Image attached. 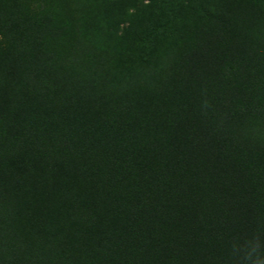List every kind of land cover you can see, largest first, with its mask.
Wrapping results in <instances>:
<instances>
[{
  "label": "trees",
  "instance_id": "trees-1",
  "mask_svg": "<svg viewBox=\"0 0 264 264\" xmlns=\"http://www.w3.org/2000/svg\"><path fill=\"white\" fill-rule=\"evenodd\" d=\"M109 6L0 0V264L264 256V0H198L146 55Z\"/></svg>",
  "mask_w": 264,
  "mask_h": 264
},
{
  "label": "rangeland",
  "instance_id": "rangeland-1",
  "mask_svg": "<svg viewBox=\"0 0 264 264\" xmlns=\"http://www.w3.org/2000/svg\"><path fill=\"white\" fill-rule=\"evenodd\" d=\"M100 5L105 6V10H109V6L114 1H119L120 12L130 14H140V19L144 26L138 25L133 29V33L124 43L127 47L137 48L140 54H149L152 49L160 48L164 44L179 38L183 28L198 19L192 10L198 0H94ZM110 1V3H108ZM137 4L138 9H134ZM99 9V8H98ZM96 9L95 12L99 10ZM127 11V12H126ZM119 12V14H120ZM119 20L116 34L123 35L124 31L129 28L128 23ZM97 26V24L95 23ZM107 29V27H106ZM108 32V31H107ZM108 43L119 41V38L112 37ZM116 41V42H115ZM104 42V41H103Z\"/></svg>",
  "mask_w": 264,
  "mask_h": 264
},
{
  "label": "clouds",
  "instance_id": "clouds-1",
  "mask_svg": "<svg viewBox=\"0 0 264 264\" xmlns=\"http://www.w3.org/2000/svg\"><path fill=\"white\" fill-rule=\"evenodd\" d=\"M260 238L259 236H253L252 239L247 241V247L243 249V260L245 264H264V256L260 254ZM232 250L234 254L242 251L240 245L237 242L232 244Z\"/></svg>",
  "mask_w": 264,
  "mask_h": 264
}]
</instances>
